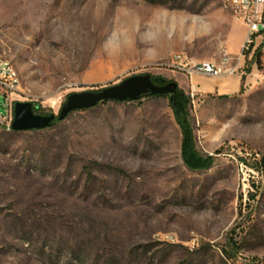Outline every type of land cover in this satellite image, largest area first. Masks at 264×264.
Masks as SVG:
<instances>
[{
  "label": "rangeland",
  "instance_id": "374dc122",
  "mask_svg": "<svg viewBox=\"0 0 264 264\" xmlns=\"http://www.w3.org/2000/svg\"><path fill=\"white\" fill-rule=\"evenodd\" d=\"M232 11L218 0H0V51L20 77L7 107L0 94V264H264V33L260 63L248 61L255 82L234 96L193 103L173 66L177 54L237 55L246 26ZM138 74L184 91L208 168L185 163L168 95L9 127L16 101L58 115L71 93Z\"/></svg>",
  "mask_w": 264,
  "mask_h": 264
},
{
  "label": "water",
  "instance_id": "95a60500",
  "mask_svg": "<svg viewBox=\"0 0 264 264\" xmlns=\"http://www.w3.org/2000/svg\"><path fill=\"white\" fill-rule=\"evenodd\" d=\"M177 87L178 83L176 81H168L163 76L133 75L119 83L98 90L71 93L63 103L58 115L55 113H39V103L16 101L14 103L12 128L15 131L50 128L56 124V121L65 120L72 112L93 108L104 101H137L148 94L168 95L169 100L173 101Z\"/></svg>",
  "mask_w": 264,
  "mask_h": 264
},
{
  "label": "built area",
  "instance_id": "2783aa9c",
  "mask_svg": "<svg viewBox=\"0 0 264 264\" xmlns=\"http://www.w3.org/2000/svg\"><path fill=\"white\" fill-rule=\"evenodd\" d=\"M224 4L225 6H233L236 17L246 26V37L240 56L253 57L257 50V40L264 33V0H224ZM231 59L230 55L225 54L220 62L211 60L196 61L180 54L174 56L173 66L187 73L201 72L217 76L226 72L235 73L238 71L236 65L228 66ZM2 65H8L5 58H0V94L5 95V107H7L8 101L20 91V87L18 75H9L2 72ZM196 94L195 89H193L191 93L193 103H196ZM3 116L5 114L0 113V119ZM9 127H12V124ZM241 166L246 165L242 162Z\"/></svg>",
  "mask_w": 264,
  "mask_h": 264
},
{
  "label": "crops",
  "instance_id": "0c3cea01",
  "mask_svg": "<svg viewBox=\"0 0 264 264\" xmlns=\"http://www.w3.org/2000/svg\"><path fill=\"white\" fill-rule=\"evenodd\" d=\"M261 37V36H260ZM259 37V38H260ZM242 47L237 55L231 56L229 61V67L236 65L238 71L235 73L226 72L221 75H209L201 72L179 73L177 81L180 86H185V78L189 79L190 87L195 89L196 93L201 97L210 96H234L242 92H245L251 88L256 79V65L248 61L252 60V57H241ZM221 60V59H220ZM215 61V62H220ZM248 67L250 70H248Z\"/></svg>",
  "mask_w": 264,
  "mask_h": 264
},
{
  "label": "trees",
  "instance_id": "16d2710c",
  "mask_svg": "<svg viewBox=\"0 0 264 264\" xmlns=\"http://www.w3.org/2000/svg\"><path fill=\"white\" fill-rule=\"evenodd\" d=\"M255 57H256L257 63H260V58H261L260 47L256 50ZM248 70H250L249 67H248ZM242 92H243V90H242ZM150 95H153V94L144 95L143 97L150 96ZM157 95L158 94L153 95V96H157ZM220 97H228V96L224 95V96H220ZM108 102L109 101H104L101 103H108ZM115 102H117V101H115ZM170 104H171L172 108L175 110V114H176V116L179 120V123L181 124V127L183 129V132H184L183 158H184L185 163L188 165V167H190L191 169H195V170L208 168L211 165V160L209 158L204 159L203 157H201L198 154V152L195 150L194 144L192 143V130H191V126L188 122L189 100L186 97V94L184 93V91L181 88H179V86L177 87V91L174 95V100L170 101ZM84 110H88V109H84ZM177 112H179V114ZM57 123H58V121H56V124ZM259 160L262 163V165L264 166V155Z\"/></svg>",
  "mask_w": 264,
  "mask_h": 264
},
{
  "label": "bare ground",
  "instance_id": "6f19581e",
  "mask_svg": "<svg viewBox=\"0 0 264 264\" xmlns=\"http://www.w3.org/2000/svg\"><path fill=\"white\" fill-rule=\"evenodd\" d=\"M220 3H222L224 6V0H218ZM229 7L233 10V6H226ZM233 12V11H232ZM180 55V54H177ZM225 57V55H224ZM0 58H5L6 62L8 65H2V72H6L9 75H18V83L20 84V77L19 74L16 70V68L14 67V65L4 56V54L0 51ZM11 129V128H10Z\"/></svg>",
  "mask_w": 264,
  "mask_h": 264
}]
</instances>
